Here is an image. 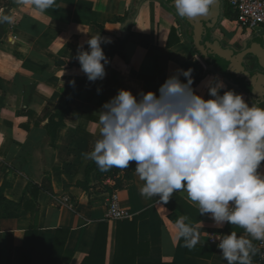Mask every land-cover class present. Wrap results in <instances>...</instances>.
<instances>
[{"label": "crops", "instance_id": "obj_1", "mask_svg": "<svg viewBox=\"0 0 264 264\" xmlns=\"http://www.w3.org/2000/svg\"><path fill=\"white\" fill-rule=\"evenodd\" d=\"M132 1L56 0L53 8L41 13L32 6L0 0V9L13 18L12 23L0 25V190L21 204L31 184L52 189V193L40 191L35 214L22 211L17 218L0 216V264H19L31 227L37 232L31 241V264H48L60 229L67 232L60 240L73 255L70 264H82L91 255L100 224L107 227L100 240L105 242L101 243L102 264H227L214 238L232 231L248 236L242 228L228 223L217 227L210 214L200 215L186 192L174 193L167 204L141 196L144 182L136 174L127 181L120 172L117 179L123 188L118 189L116 179H98L95 172L86 180L91 159L84 153H90L100 138L98 113L119 89L131 90L133 95L141 90L158 94L159 86L176 69L193 63L200 75L194 88L198 95L211 98L202 82L217 76L227 86L221 95L232 89L249 106L253 103L245 90L216 74L189 47L178 20L162 2L145 0L128 29L116 23V18L131 15ZM229 1L214 31L228 46L244 43L249 36L240 29ZM174 28L180 42L170 47ZM126 32H131V40L125 46V57L108 56ZM99 34L113 41L101 44L110 63L103 80L89 82L75 57L81 45L88 51L87 41ZM181 80L186 82L184 77ZM67 108L70 112L61 123L51 116ZM50 133L56 135L54 145ZM260 171L264 172V162ZM113 191H118L121 207L136 218V234L126 226L120 228L118 222L106 221ZM181 216L199 232V242L191 250L177 236L175 223ZM253 243L259 248V241ZM253 264H261L260 253L253 257Z\"/></svg>", "mask_w": 264, "mask_h": 264}, {"label": "clouds", "instance_id": "obj_2", "mask_svg": "<svg viewBox=\"0 0 264 264\" xmlns=\"http://www.w3.org/2000/svg\"><path fill=\"white\" fill-rule=\"evenodd\" d=\"M216 0H171L175 14L196 19L207 16ZM41 13L56 0H13ZM10 11V10H9ZM0 9V25L12 23ZM111 37H91L89 50L80 46L76 59L89 82L106 77L110 63L101 44ZM194 69H176L154 91L119 89L105 102L98 118L99 139L85 158L101 172L127 169L136 162L135 174L143 181L141 196L167 204L176 192H186L200 215L210 214L217 227L225 223L242 228L247 237L232 231L218 235L217 247L227 264H253L260 253L253 241L264 242V98L249 106L242 94L229 89L217 76L202 83L211 97L193 88ZM184 77L186 82L181 80ZM75 86V80L71 82ZM101 91L97 88V92ZM181 216L175 223L178 239L193 249L199 232Z\"/></svg>", "mask_w": 264, "mask_h": 264}, {"label": "water", "instance_id": "obj_3", "mask_svg": "<svg viewBox=\"0 0 264 264\" xmlns=\"http://www.w3.org/2000/svg\"><path fill=\"white\" fill-rule=\"evenodd\" d=\"M144 1H132L131 15L123 24L125 28L128 29L134 23ZM158 1L174 9L171 0ZM223 5V0H216L207 16L196 19L183 18V22L187 25L190 38L200 45V56L204 62H210L216 74L245 90L255 102L264 98V32L254 33L258 40L249 35L244 43L224 45L214 36V31L223 17ZM257 106L264 107V104Z\"/></svg>", "mask_w": 264, "mask_h": 264}, {"label": "trees", "instance_id": "obj_4", "mask_svg": "<svg viewBox=\"0 0 264 264\" xmlns=\"http://www.w3.org/2000/svg\"><path fill=\"white\" fill-rule=\"evenodd\" d=\"M168 8L173 12L176 19L178 20L177 23L179 26V30L183 33L184 37L187 39L189 47L196 54L200 55L201 54L199 50L200 45L196 44L188 35L187 25L186 23L183 22V18L176 15L174 9L170 7ZM128 16L129 14L123 18H116L114 21L116 23L124 24ZM227 16L229 18H233V16H231L230 13H228ZM234 18H236V16ZM130 40H131V32H129L124 39L118 40L116 42L114 48L111 49L110 52L108 53V56L112 57L116 54H119L125 57V54H124L125 46L130 42ZM179 42H180V38L178 37V30L174 28L171 31L168 46L171 47L175 44H178ZM208 64L210 65V62H208ZM189 67L194 69L193 76L195 77V81L193 84V88H196L198 84L200 83V75L196 72V66L193 63H187L184 65L185 70H187ZM69 112H70V109L67 108V109L58 111L51 116L53 117L55 116L59 118L60 123H61L63 120V117ZM50 138H51V141H50L51 144L54 145V140L56 138L55 133L54 134L50 133ZM135 168H136V162L132 161L129 163V167L127 169H119V168L114 167L107 172H101L99 168L97 167V165L95 164V162L93 160H90L87 166L86 180L89 182L90 175L95 172L98 179H103V178L116 179L115 188L116 189L123 188V185L121 184L120 179H117V176L119 175L120 172L123 171L124 179H126L127 181H131L134 178ZM42 190H46L52 193L51 187L48 188V187H45L44 185L39 186L37 184H31L29 188L27 189V191L25 192L21 204H18L14 201L9 200L0 190V216L3 218H17L19 217L22 211H30L31 213L35 214V212H37V198H38L40 191ZM27 196H30V199H32L33 201L29 200ZM135 221H136V218L133 219L132 221H118V225L120 228L121 227L123 228L126 226V228H128L130 231L133 230V233L136 234ZM106 228H107L106 225L100 224L98 235L96 237L92 253L89 257H87L82 262V264H102L100 262L101 248H102L101 243H104L105 245V242L103 241L101 242L100 240H101V235ZM36 233L37 232L34 227H31L29 231L26 233L19 264H31L32 256L34 252V245L31 244V241L35 238ZM66 233L67 232L65 230H61V229L57 230L48 264H70L71 263L73 255L70 252H66L64 248L65 247L64 243L63 244L61 243V240H62L61 236L62 235L64 236ZM119 236H121V231L120 233H118V239H119ZM104 240H105V237H104Z\"/></svg>", "mask_w": 264, "mask_h": 264}, {"label": "built area", "instance_id": "obj_5", "mask_svg": "<svg viewBox=\"0 0 264 264\" xmlns=\"http://www.w3.org/2000/svg\"><path fill=\"white\" fill-rule=\"evenodd\" d=\"M229 3L243 34L250 35L264 29V0H230ZM105 218L109 222L132 221L134 218L130 211L121 207L118 191L109 195ZM258 245L260 262L264 264V242L259 241Z\"/></svg>", "mask_w": 264, "mask_h": 264}, {"label": "flooded vegetation", "instance_id": "obj_6", "mask_svg": "<svg viewBox=\"0 0 264 264\" xmlns=\"http://www.w3.org/2000/svg\"><path fill=\"white\" fill-rule=\"evenodd\" d=\"M250 35H253V36H255V35H254V33H252V34H250ZM253 38H254V40H258V37H256V36H255V37H253Z\"/></svg>", "mask_w": 264, "mask_h": 264}, {"label": "rangeland", "instance_id": "obj_7", "mask_svg": "<svg viewBox=\"0 0 264 264\" xmlns=\"http://www.w3.org/2000/svg\"><path fill=\"white\" fill-rule=\"evenodd\" d=\"M223 3L226 5V3H227V0H226V1H223ZM225 5L223 6L224 8H225Z\"/></svg>", "mask_w": 264, "mask_h": 264}]
</instances>
